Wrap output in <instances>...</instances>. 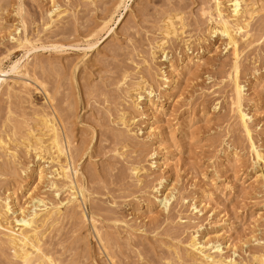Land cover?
Instances as JSON below:
<instances>
[{"label": "rangeland", "instance_id": "374dc122", "mask_svg": "<svg viewBox=\"0 0 264 264\" xmlns=\"http://www.w3.org/2000/svg\"><path fill=\"white\" fill-rule=\"evenodd\" d=\"M117 2L0 0V79L15 85L10 96L0 94V142L17 145L13 128L18 138L25 127H35L37 112L53 109L69 137L77 181L87 192L84 211L94 220L63 209L61 220L44 234V250L56 264H172L177 242L198 231L218 240L226 256L255 264L253 255L264 249V13H255L249 39L238 43L248 141L230 105L232 51L221 38H209L200 15L209 0H126L125 19L112 36L87 49L93 28ZM52 5L63 16L46 26ZM174 16L183 21L178 39L168 40L166 60L158 52L152 61L164 20ZM18 37L30 41V54L15 46L12 38ZM27 55L29 77L12 73L11 63ZM186 56L201 63L169 81L168 65L175 68ZM147 80L151 103L145 99L133 111L124 92ZM252 147L262 160L253 157ZM24 152L19 147L17 160L6 164L0 151V198L13 195L23 207L34 197L65 200L66 193L56 199L47 181L30 173L38 164L49 173L52 165ZM133 165L146 173L131 177ZM168 195L174 199L165 213L156 199ZM11 258L0 243V264H17Z\"/></svg>", "mask_w": 264, "mask_h": 264}, {"label": "bare ground", "instance_id": "6f19581e", "mask_svg": "<svg viewBox=\"0 0 264 264\" xmlns=\"http://www.w3.org/2000/svg\"><path fill=\"white\" fill-rule=\"evenodd\" d=\"M125 4L126 0H118V2L115 4L113 12L101 18L100 22L95 25L91 32L92 36L90 35V40L86 39L87 49H96L95 47H97V45H101L112 36L114 29L125 19L127 10V6H125ZM121 8L124 9L122 12H120ZM19 9L22 8L20 7ZM258 11L260 13H264V0H253L250 3H245L244 0H209V4L207 3V6L203 7L200 11L201 17H204L208 22L209 38H221L225 41L226 46L232 51L234 62L232 66V89L230 94V105L232 113L234 114V118L237 121L236 124H238L240 129H242L248 141H250L251 132L248 127V116L242 109L244 95L243 87L241 86L239 81L240 68L237 62L239 61L238 43L240 40L246 41L249 39L250 35L247 32V28L249 27V24L251 23L253 17L256 16L255 13ZM62 12L59 11V8L56 5H52L47 13L48 20L46 26H51L59 22L61 17L63 16ZM181 18L182 17L174 16L167 17L164 20L163 30L161 33L163 39L160 41L159 45L151 47L152 61L154 60L155 53L158 52H161V54L164 55V60H166V44L170 39H178V34L180 33H178L177 31L181 30V23L183 22ZM177 26H180V28L178 27V29ZM102 35L104 36L103 38ZM12 40H14L15 46L17 48L26 50L25 52L23 51L26 54L29 53L30 49H28V47L30 46V41L27 38L18 37L12 38ZM53 48L55 49V47ZM24 56L25 55H23V57ZM85 56L86 55H84V57ZM22 59L24 58L11 63L12 73L20 74L23 77H29V56L26 57L24 61H22ZM167 61L169 62L170 60ZM195 63H201V58H192L189 56H186L184 59L180 58L179 63L174 66L175 68H172V63H167L170 64L168 65L170 68L169 75L171 76V78L169 77V81H171L172 79V81L174 82L176 80V77L182 75L183 72L186 73L187 71H189L190 67L195 65ZM126 77L127 76L123 78L124 81L126 80ZM161 79L162 81H166L167 83H169V81L167 80L168 78ZM138 82H140V80ZM21 84L24 85V83ZM21 84L19 83L18 85ZM175 84L173 83V85ZM37 85L41 88L42 91V85L36 84V86ZM14 86H10L7 80L0 79V94L2 93V91H5V94L10 96L13 93ZM129 87L124 92L126 95L125 97L129 100L133 111H137L141 107L140 103L145 101V99L147 100V97H150L153 94V90L151 89L149 80L142 81L139 84L136 83L134 86ZM23 88L28 89L29 87L25 86ZM147 101L146 105H149L151 101ZM58 118L59 117L56 116V113L53 109H51L50 111L40 110L34 116L33 120H35L34 122L36 124H34V128L24 126L26 129L24 128L25 131L21 130V136H19L18 138L15 137L16 129L13 128L14 131L12 132V137L15 142L19 141L17 145H15L16 143H13V141V147H10L11 145L9 142H0L1 156L5 158L6 164L10 161L15 162L18 157V148L23 147V149L25 150L24 153H26V155L33 153L37 161H43V164L52 165L53 170L49 173H46L48 170L46 169V171L43 167H41V164H38V166L33 171H30V173L31 175H35L39 182H42L44 180L47 181L46 184L49 189H52L54 191V196H56V199L57 196H59L58 194L60 193H66L67 196L63 201H60L61 199H57L54 202L45 200L44 198L34 197L29 202V207L19 206L13 195H7L5 198H0V243L7 247L9 252L11 251V257L13 258V260L17 261V264H56V262L53 260L54 257L52 258L50 256V253L44 250L43 240L46 230L50 227L53 228L52 226H55L56 222H59V219L61 220L60 217H62L63 215V209L65 211H71V213L76 214L78 217H80V219L84 221L90 220V222L94 224L92 215L91 217H88V215H86L84 211L87 201V192L85 188L77 181L79 171L74 165L75 160L71 157L72 154L70 153L71 144L68 140L69 137L65 134L64 129L62 128L63 125L61 126L60 120ZM120 121L121 126L125 129L124 132L127 133L125 134L128 135L131 130L129 129L128 121L125 120V116L123 113L120 117ZM34 122H32V124ZM119 139L121 140V138ZM251 154L258 161L262 160V156L259 151H257L253 147ZM233 159L236 160L235 158ZM7 167L8 166H6L5 168ZM9 168L10 166L8 167V169ZM128 171L131 174L130 176H133L136 179H139L140 175H144L146 173L143 168L135 165L131 166ZM157 191L158 189L155 190L156 193ZM173 199V196L168 195L164 196L162 199L156 200L158 201L159 206H161L163 212L168 213L172 204L171 201ZM192 211L194 212V214L200 213V211H198V209L195 207L192 209ZM96 235H99V232L97 230ZM218 242V240L211 239L207 237V235L201 236L199 235V232L196 231L190 234L185 243L177 242L178 245L175 247V249L173 248L172 251L176 263L172 264H241L233 258L234 253L232 255L226 256L223 253V248L220 244H218ZM252 258L255 264H264V249L254 254ZM169 262H171V260Z\"/></svg>", "mask_w": 264, "mask_h": 264}]
</instances>
